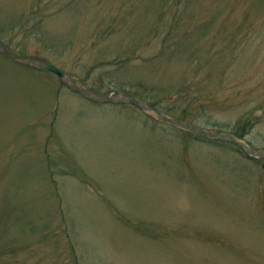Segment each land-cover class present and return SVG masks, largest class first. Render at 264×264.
Segmentation results:
<instances>
[{"label":"rangeland","instance_id":"rangeland-1","mask_svg":"<svg viewBox=\"0 0 264 264\" xmlns=\"http://www.w3.org/2000/svg\"><path fill=\"white\" fill-rule=\"evenodd\" d=\"M177 8L174 0H0V40L88 89L141 94L140 82L192 81L183 53L149 61ZM180 19L202 30L188 42L206 49L204 60L218 59L212 46L234 55L190 124L230 133L250 119L243 140L263 150L264 5L195 0ZM0 264H264V159L131 104L91 103L56 75L0 54Z\"/></svg>","mask_w":264,"mask_h":264},{"label":"trees","instance_id":"trees-1","mask_svg":"<svg viewBox=\"0 0 264 264\" xmlns=\"http://www.w3.org/2000/svg\"><path fill=\"white\" fill-rule=\"evenodd\" d=\"M193 2H195V0H174V3L176 4V6H178L177 11H175L176 12L175 16L171 19L170 23H167L168 28L164 33L163 38L160 41V47H158L159 48L158 54L154 55V57L152 58H149V61L154 62V60L160 61L163 59H167L168 54L172 56L173 55L177 56L183 53V55L186 56V61L189 62V67L191 68L192 71L191 74L192 81L186 80L176 87H174L173 85L167 86L166 84L158 85L157 87L152 84L140 82L139 89H144L143 93L141 94H138V92L137 93L130 92V93H132L137 98L148 101L151 105H153L155 108H157L159 111H161L166 115L173 116L177 119L194 124L197 122L198 115H193L190 112L191 109H193L192 107L197 106L199 110H202L203 112L204 106L201 103L200 104L198 103L200 101L203 102L204 100L205 95L203 94L204 93L203 90L210 86L209 85L210 81L217 78L216 74L219 70L224 71V69L230 67V64H232L233 60H227L226 58L228 57V55L231 58H234V55L231 51L228 54L226 47L214 48V46H212L210 47V49H207L210 50L209 52H211L210 59L214 57H218V59L208 61L203 59L206 50L205 48H202L199 44L196 45L195 40L191 41V44H189L188 41H190L191 38H193V36L197 34V32H202V30L200 29H196V31H194L195 30L194 28L186 27L184 29L183 26H181L183 23L180 19V15L182 14V12L185 11V8L189 7ZM258 2L261 6L264 5V0H258ZM128 19L129 20L126 21L128 22V25L130 27L128 34H132L134 32L136 33L139 24L136 23L132 25L131 19L130 18ZM20 21L22 22V20L17 19V21L12 23L11 26L13 27L20 26L21 25ZM40 23H41V19H39L37 24ZM114 29H115V24L114 26L109 25V27L104 28L102 30L103 35L108 33H109L108 35H110L113 32L116 33V30ZM132 36L133 35L129 37ZM205 39L206 38H204L203 40ZM129 61L130 60L123 61V64L126 65ZM191 88H193V90L196 89V91L193 90L190 91ZM186 93H190L192 95L194 94V96L192 98L187 99L188 95ZM164 98H168V99L174 98L175 100L172 104H169L166 107H162L160 104L163 102ZM244 119L239 120L236 124H234L230 132L232 135H234V137H237L239 139H243L244 136L248 135L253 128L252 125H254V122H252L250 119H246V120Z\"/></svg>","mask_w":264,"mask_h":264},{"label":"water","instance_id":"water-1","mask_svg":"<svg viewBox=\"0 0 264 264\" xmlns=\"http://www.w3.org/2000/svg\"><path fill=\"white\" fill-rule=\"evenodd\" d=\"M0 54L9 57L10 59L22 63L29 68L37 71L50 72L56 75L61 84H63L70 91L85 97L93 103L99 104H131L138 107L141 111L152 115L160 122L177 127L185 132H188L194 136L201 137L204 139L215 140L220 142H227L235 145L248 157L255 159L264 158V150H256L247 145L244 141L234 137L233 135L226 132H217L212 130L203 129L189 123L183 122L181 120L175 119L173 117L167 116L149 104L147 101L142 99H137L135 96L127 91H116L108 92L106 94H101L96 91L87 89L82 83L77 82L71 75H68L44 58L40 57H28L21 55L14 51L12 48L7 46L0 40Z\"/></svg>","mask_w":264,"mask_h":264}]
</instances>
